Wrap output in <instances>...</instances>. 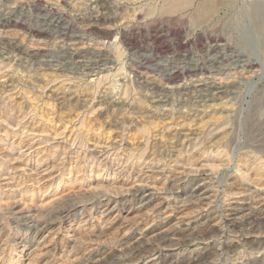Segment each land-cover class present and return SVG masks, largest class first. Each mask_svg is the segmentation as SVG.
Wrapping results in <instances>:
<instances>
[{
    "label": "rangeland",
    "instance_id": "rangeland-1",
    "mask_svg": "<svg viewBox=\"0 0 264 264\" xmlns=\"http://www.w3.org/2000/svg\"><path fill=\"white\" fill-rule=\"evenodd\" d=\"M176 1L0 0V264H264V0Z\"/></svg>",
    "mask_w": 264,
    "mask_h": 264
},
{
    "label": "bare ground",
    "instance_id": "bare-ground-1",
    "mask_svg": "<svg viewBox=\"0 0 264 264\" xmlns=\"http://www.w3.org/2000/svg\"><path fill=\"white\" fill-rule=\"evenodd\" d=\"M181 1H182V0H181ZM181 1L178 0V1H176V2H178V4H180ZM167 2H168V1H167ZM167 2H166V5H167ZM169 3H171V2H169ZM181 3H182V2H181ZM185 4H186V3H185ZM171 5L173 6L174 4H171ZM172 6H171V7H172ZM177 6H179V5H176V4H175L174 7H177ZM181 6H183V3H182ZM181 6H180V7H181ZM210 7H211V6H210ZM167 8L169 9V6H168ZM205 9H206V8H205ZM208 9H210V8H208ZM165 11H166V10H165ZM168 11H169V10H168ZM170 11H172V10H170Z\"/></svg>",
    "mask_w": 264,
    "mask_h": 264
}]
</instances>
